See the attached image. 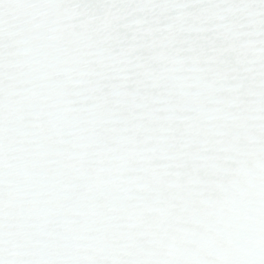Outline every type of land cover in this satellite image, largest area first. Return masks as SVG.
<instances>
[{
  "label": "snow or ice",
  "instance_id": "obj_1",
  "mask_svg": "<svg viewBox=\"0 0 264 264\" xmlns=\"http://www.w3.org/2000/svg\"><path fill=\"white\" fill-rule=\"evenodd\" d=\"M0 264H264V0H0Z\"/></svg>",
  "mask_w": 264,
  "mask_h": 264
}]
</instances>
